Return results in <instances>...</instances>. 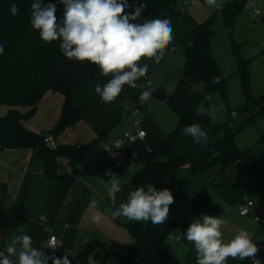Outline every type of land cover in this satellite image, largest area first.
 <instances>
[{
	"label": "crops",
	"instance_id": "1",
	"mask_svg": "<svg viewBox=\"0 0 264 264\" xmlns=\"http://www.w3.org/2000/svg\"><path fill=\"white\" fill-rule=\"evenodd\" d=\"M256 2L257 0H254L249 5H256ZM169 17L172 22L173 40L167 46L164 58L159 64L153 60L142 59L141 64L149 65L147 76L137 81L139 88L125 85L114 103H102L99 95L94 91L97 83L106 84L111 78L102 76L98 66L88 61L79 62L74 59L57 65L55 75L50 82L51 90L43 97L35 116L24 120L23 126L34 133L51 131L62 114L65 102L63 93L73 86L74 104L83 111V119L67 128L55 139L57 146L82 147L96 139L103 131L108 130V133L96 151L93 164L82 167L78 173L71 170L68 159L59 158L58 177L54 181H49L45 177V162L38 158L33 150H0V245L8 244L16 235L26 233L32 237L33 246L43 252L46 248H40V245L47 243L51 236H57L63 246L60 258L67 255L71 264H74L73 260L77 262L82 247L94 239L102 241L107 238L104 232L106 226L122 227L124 223L113 222L109 211L112 204L106 181L110 177L105 173L110 170L119 178L122 185L121 191L116 194L117 207L123 201V190L129 183L125 176L119 175L110 158L102 157L105 145L130 130L133 113L139 111L142 114V128L146 132V138L143 141L126 144L124 148L126 153L134 158L135 164L132 170H135L139 168L137 158L142 150L150 151L161 146L177 127L180 114L192 112L196 100L204 98L208 100L207 94L215 91L216 84L214 82L203 84L193 73L190 62L185 57L198 23L187 15L172 18L169 12L162 13L159 19ZM146 81L150 82V85H147ZM147 89L153 91L152 97L147 103L141 104L139 96ZM124 100L132 101L135 108L122 116ZM164 100H168L167 105L163 104ZM21 111L26 113L28 109L22 108ZM8 112L9 108L0 107V116H5ZM199 126L207 133L206 138L197 143L193 137L183 133L173 146L171 152L173 158L205 161L208 155V131L205 125ZM236 144L240 150H247V147L239 145L237 138ZM254 146L250 153L251 162L257 171H263L264 146L257 145V142ZM220 172V165L198 174L183 172L173 178L171 187L183 196L200 195L201 200L204 199V204L201 205L203 211L211 209L212 216L236 218L239 214V206L245 201L253 202L249 198L257 193L254 171L232 167L223 174ZM188 203L192 202L187 200L186 206ZM95 212L103 215L99 225L91 220ZM41 215L47 216L46 222L39 220ZM189 215L190 212L186 211L187 218ZM255 217H259L260 221H255ZM238 220L249 226L246 231L253 243L259 245L264 242V219L258 215L254 202L252 215L242 217L239 214ZM182 221L187 225L192 222V220ZM236 234L237 232H233L229 239L224 236L223 238L228 241ZM176 237L170 240H176ZM257 237L260 240L255 242ZM124 240L126 244L124 246H133L131 236L127 238L125 236ZM105 247L104 244L102 250ZM188 251L187 247L184 262ZM171 253L180 262V257L172 251ZM249 261V259L233 260L229 257L227 264H248Z\"/></svg>",
	"mask_w": 264,
	"mask_h": 264
},
{
	"label": "trees",
	"instance_id": "2",
	"mask_svg": "<svg viewBox=\"0 0 264 264\" xmlns=\"http://www.w3.org/2000/svg\"><path fill=\"white\" fill-rule=\"evenodd\" d=\"M253 0H226L223 8L227 25L232 28L237 17ZM129 4H145L146 8L135 21L156 19L162 13L170 12L172 16L179 15L178 0H128ZM32 0H0V46L4 53L0 55V107L9 108L5 116H0V150L31 149L36 156L45 162L44 175L49 181L57 179V160L66 158L74 173L82 167L93 164L98 147L104 142L108 130L100 133L96 139L85 146H57L51 147L46 143V136L56 139L67 128L72 127L83 119V111L75 104L74 87L68 88L62 114L49 132L34 133L23 126V121L35 116L45 94L51 90V79L56 67L67 59L60 51V41L51 43L40 39L39 32L30 23V5ZM44 3L56 4L57 21L63 20L64 5L58 0H44ZM15 4L19 11L12 15L10 9ZM133 9H127L131 12ZM264 23V14L262 16ZM213 17L197 25L185 57L190 62L191 70L203 84L214 82L215 92H218L226 104L228 120L223 124H214L210 120L206 109L201 106V100L195 101V108L190 113L180 114L177 127L168 135L165 142L153 149L142 150L137 158L141 165L132 177L131 182L124 188L123 197L126 201L128 193L146 184L155 185L157 190L169 189L173 178L183 172L194 174L208 171L218 165L221 174L232 167L251 169L254 171L255 190L264 200V170L257 171L250 157V150H240L236 138L242 128L255 122L257 118H264V95L255 97L252 92L250 68L252 60L243 59L238 55V72L242 78L245 104L237 109L230 106L228 99L229 78L226 77L220 64L215 59L211 41L215 36ZM234 50L239 52L237 46ZM219 83H216V79ZM203 114L197 115V108ZM27 108L26 113L21 109ZM236 116L233 117L232 113ZM203 124L208 131V155L204 162L190 161L187 158H173V146L184 133L183 128L190 124ZM264 146V136L257 142ZM185 199L202 205L200 195H185ZM189 225L168 217L164 224L153 226L148 223H130L128 232L134 241L124 259L119 264H180L170 251L169 240L181 235L182 241L189 248L184 264L196 263L194 247L189 243L184 233ZM104 242L99 239L90 241L81 248L77 256V264H110L109 253H102ZM248 264H251L250 261Z\"/></svg>",
	"mask_w": 264,
	"mask_h": 264
},
{
	"label": "clouds",
	"instance_id": "3",
	"mask_svg": "<svg viewBox=\"0 0 264 264\" xmlns=\"http://www.w3.org/2000/svg\"><path fill=\"white\" fill-rule=\"evenodd\" d=\"M58 3L64 5L63 20L60 22L55 15L56 4L32 0L31 26L39 32L42 41H60V51L67 59L88 61L98 66L102 76L111 77L106 84L97 83L94 88L104 104L114 103L125 85L137 88V81L146 77L149 71L147 63H140L142 59L159 64L173 40L170 17L135 22L146 8L145 4H129L128 0H58ZM206 3L221 10L225 0H206ZM129 8L133 10L128 12ZM10 11L16 15L19 9L13 4ZM4 51L0 46V55ZM215 82L219 83V79ZM152 93L151 89L143 90L139 102L147 103ZM122 107L123 116L135 105L130 100H124ZM196 114H203V110L198 107ZM232 116L235 117L236 113L233 112ZM183 132L197 143L207 136L196 123L186 125ZM105 175L110 177L106 183L109 185L107 191L112 204L109 211L113 218L151 221L153 226L166 222L170 205L174 202L170 190H157L155 185L146 184L131 190L126 202L117 207L116 194L121 191L122 185L110 170ZM39 220L46 222L47 216L41 215ZM91 220L99 225L103 215L95 212ZM224 223L222 216L202 214L199 218H193L184 235L194 247L196 264H227L229 257L240 261L251 259L253 264H260L256 259L259 248L252 242L249 233L242 229L234 238L225 241L221 231ZM58 246L56 238L51 237L40 248L55 250ZM49 260H52V264H71L67 255L63 258L45 255L33 246L32 237L26 233L16 235L0 249V264H48Z\"/></svg>",
	"mask_w": 264,
	"mask_h": 264
},
{
	"label": "rangeland",
	"instance_id": "4",
	"mask_svg": "<svg viewBox=\"0 0 264 264\" xmlns=\"http://www.w3.org/2000/svg\"><path fill=\"white\" fill-rule=\"evenodd\" d=\"M248 5L245 6L243 11L239 14L232 28L227 25L223 10L210 7L206 3V0H178L177 8L180 10V13L176 17L171 15L172 18H179L181 15H187L192 21L198 24L213 17V29L216 33L211 41V47L215 59L222 68L223 74L229 78L228 99L233 109L242 107L246 102L242 78L238 72V55L243 59L252 60L250 74L253 95L255 97L264 95V23L261 20L262 17L254 18L252 9L253 4ZM256 5L264 7V0H257ZM234 45L237 46L239 52L234 50ZM206 97H209V99L207 100V98H204L201 100V106L206 109L212 123H226L228 120L227 107L220 94L214 91L208 93ZM263 136L264 118H257L255 122L247 124L242 128L237 139L240 146L247 147V150L249 149L251 151V149L255 147L254 143L258 142ZM137 166H139V168L132 170L129 175L125 176L128 183L131 182L137 170L141 169L139 164H137ZM185 183L187 184V182ZM169 190L174 196V202L170 205L168 217H172L178 221L184 220L188 222L193 220V218L201 217L202 214H212L211 209L203 211L204 208L201 205L195 204L192 200H190L192 203H188L186 206L187 200L181 193L177 192L173 187ZM249 199L255 203L258 215L264 219V200L257 193ZM202 200L204 202V199ZM123 202L126 201L123 199L121 203ZM186 211L190 212L188 218L186 216ZM238 216L239 214L236 215V218H234V216L223 217L225 223L221 231L226 239H229L230 236L233 235V232L238 233L242 229L247 230V227L249 228L243 221L238 220ZM112 220L115 223L122 222V224H124H120L122 227L114 225L106 226L104 232L107 234V238L105 240L102 239L106 249L104 248L102 253H109L110 264H119L131 248L130 246H124L126 245L124 242L125 236L126 238L130 236L127 225L130 223L145 224L150 221H134L123 217H112ZM259 240V237H257L255 242ZM169 244L171 245V251L180 257V263H184V256L186 255L187 249L186 243L183 241L177 242L176 240H169ZM131 245H134V241ZM111 252L112 257L110 258ZM73 262L77 264L76 260H73Z\"/></svg>",
	"mask_w": 264,
	"mask_h": 264
},
{
	"label": "built area",
	"instance_id": "5",
	"mask_svg": "<svg viewBox=\"0 0 264 264\" xmlns=\"http://www.w3.org/2000/svg\"><path fill=\"white\" fill-rule=\"evenodd\" d=\"M254 18L262 17L264 14V7L253 5L252 6ZM172 51V50H171ZM170 54V53H169ZM147 85H150V82L146 81ZM140 86L138 85L137 88ZM168 100H164L163 104L167 105ZM146 138V132L142 128V114L139 111H135L133 113L131 128L128 131H125L122 135H120L116 140H114L111 143H108L105 145V147L102 150V157L104 158H110L113 161V164L115 168L117 169L120 176H127L131 172V170L134 167L135 160L134 158L130 157L126 151H125V145L126 144H132L139 141H143ZM46 143H48L51 147L56 148L57 144L55 142V139L51 135L46 136ZM252 207L253 202L251 201H245L242 205L239 206V214L242 217H248L252 215ZM255 221L259 222L260 218L255 217ZM55 237L58 244V246L55 250L51 248H46L43 252L47 256H54V257H60L61 252L63 250L62 241L57 236H51ZM50 237V238H51ZM49 238V239H50ZM48 239V241H49ZM178 242L182 241L181 237L175 238ZM47 241V242H48ZM6 244H1L0 249L4 248ZM259 248V252L257 253L256 259L260 261V264H263L264 259V242L257 245ZM250 263L253 264V261L251 259ZM48 264H52V260L48 261Z\"/></svg>",
	"mask_w": 264,
	"mask_h": 264
}]
</instances>
